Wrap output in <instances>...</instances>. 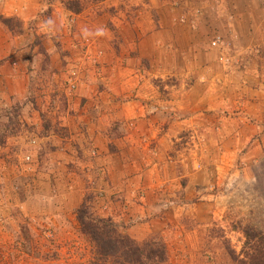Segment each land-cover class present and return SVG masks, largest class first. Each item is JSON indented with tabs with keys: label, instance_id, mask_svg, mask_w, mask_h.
<instances>
[{
	"label": "rangeland",
	"instance_id": "obj_1",
	"mask_svg": "<svg viewBox=\"0 0 264 264\" xmlns=\"http://www.w3.org/2000/svg\"><path fill=\"white\" fill-rule=\"evenodd\" d=\"M235 13L224 0H0V264H90L80 204L161 242L165 264L249 263L246 251L264 264V136L230 141L238 111L264 131V102L242 87L260 52Z\"/></svg>",
	"mask_w": 264,
	"mask_h": 264
},
{
	"label": "crops",
	"instance_id": "obj_2",
	"mask_svg": "<svg viewBox=\"0 0 264 264\" xmlns=\"http://www.w3.org/2000/svg\"><path fill=\"white\" fill-rule=\"evenodd\" d=\"M224 1L226 2L228 8H230L231 10L234 9L236 11L235 15L233 14V18L231 16V22H228L229 25L233 24V26L238 30L239 23H242L244 25L243 30L247 33V36L245 38L248 39V43H249L248 47L250 50L253 49L252 55H255L258 51L260 52L258 53L259 57L253 60L251 68L250 66H248L247 68V69L249 68L252 69V72L249 73L251 77H249L250 79L247 80L246 85H242L246 94V98L248 99V97H251L249 99L254 104H257V102L260 101L264 102V6H263L264 4L260 3V1L262 0H224ZM249 7H251L250 10L252 12H249L248 9ZM259 7H261L259 11L260 14L256 17L254 16V13L256 10H258ZM239 8H244V10L241 9L242 10L241 15H238ZM215 23H216V28L220 32L224 33L227 30L222 20L216 19ZM229 29L232 30V28ZM176 30L180 31L181 29L176 28ZM184 31H185V36H183V38H186L188 34L191 35L190 37L186 38L188 41L187 43L190 44L191 48L195 49L196 51H198L199 54L202 55V59L204 61H206V59L213 60V58H216L217 55L216 52H215L216 55L215 53L213 55L207 54V52L210 53V51H212L210 48L207 47V42L210 40L211 36H204V38H201L199 35H194L195 33L192 30H190L186 24L184 25ZM176 35H178V32ZM222 53L223 50H221L219 54ZM200 63H201L200 66H202L203 63L202 62ZM210 63L212 62H209V64L206 63L201 69L204 71H206L207 68L210 69L212 66V64ZM215 64L219 65L217 60L215 61ZM191 65L193 66L195 64H191ZM218 68L222 69L221 66ZM219 74L220 76H222L221 73ZM236 85L237 88L240 86L239 84ZM234 86L235 85H233V87ZM239 113L241 112L238 111L235 117L237 121L236 123L238 125H236L235 128H231V136L232 139L234 138L233 140L232 139L230 140L232 141L231 146H261V144L258 142V139L264 136V131L260 133L263 124H261L260 121H258L260 120V118H262L261 114L258 116L257 115L254 116L253 119L249 117V120L251 119L253 120L252 123L249 124V126L248 125L245 126L243 123H242L243 126H241L240 121H243L244 119H246V117H244L242 113L241 114ZM247 143L249 144L247 145Z\"/></svg>",
	"mask_w": 264,
	"mask_h": 264
},
{
	"label": "trees",
	"instance_id": "obj_3",
	"mask_svg": "<svg viewBox=\"0 0 264 264\" xmlns=\"http://www.w3.org/2000/svg\"><path fill=\"white\" fill-rule=\"evenodd\" d=\"M76 219L79 231L92 244L93 259L90 264H165V248L161 242L154 239L135 242L108 217L86 213L83 204L77 208ZM243 234L246 239H251L254 235L259 236L247 228L243 230ZM245 254L249 256V263L243 260L239 264H259L263 259L257 251L255 254L246 251Z\"/></svg>",
	"mask_w": 264,
	"mask_h": 264
}]
</instances>
